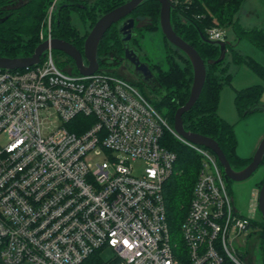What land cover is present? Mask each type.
<instances>
[{"label":"built area","instance_id":"1","mask_svg":"<svg viewBox=\"0 0 264 264\" xmlns=\"http://www.w3.org/2000/svg\"><path fill=\"white\" fill-rule=\"evenodd\" d=\"M65 1L49 4L40 42ZM166 130L202 155L182 245L167 220L176 154L161 143ZM250 218L217 156L178 135L132 81L63 70L52 48L36 65L0 69V264H82L104 249L106 264H248L235 240Z\"/></svg>","mask_w":264,"mask_h":264},{"label":"trees","instance_id":"2","mask_svg":"<svg viewBox=\"0 0 264 264\" xmlns=\"http://www.w3.org/2000/svg\"><path fill=\"white\" fill-rule=\"evenodd\" d=\"M12 1L0 0V56H30L40 43L39 32L42 20L52 0H21L22 3L19 6L10 5ZM126 1L66 0L56 14L53 36L67 40L83 51L87 35H82L73 23L72 12L76 13L81 21L91 22L94 25L101 15ZM244 2L245 0H179L172 9L174 29L178 35L197 49L204 60L216 59L220 55V46L211 41H204L200 35V32H203L208 38V31L214 27L230 29L236 41L248 40L264 55V27H246L238 18ZM160 8L158 1L145 0L132 13L136 19L137 35L132 39L131 45L138 47L139 32L161 29ZM141 20H144V24L138 26ZM163 38L167 47L166 65L162 62L152 63L143 58L149 62L161 88L149 90L155 95L154 99L145 95L173 126L176 110L189 99L193 67L184 53L173 46L164 35ZM116 50L122 52V42L117 24H114L100 42L98 48L100 63L105 54ZM55 54L59 67L70 65L74 73L78 72L70 56L59 50H55ZM228 54L231 55V60L226 57L220 63L207 65L206 80L201 95L196 104L183 114V122L187 130L216 139L231 165L239 169L246 166L252 158H243L237 153L238 140L234 124L218 113L220 93L222 88L232 81L233 73L230 69L232 63L249 66L264 79V62L241 51L237 45H229ZM58 57H64L65 60L59 61ZM103 67L105 66L101 63V68ZM111 72L120 75L116 71ZM138 83L146 86L140 81ZM263 92L264 82L236 90L234 102L240 118L249 116L248 111L251 108H257V111L262 110L260 106L263 105L261 102ZM161 143L176 154L172 172L164 184L167 220L172 238L175 240L180 234L181 225L192 201L194 186L202 166V155L168 130L162 136ZM261 165L264 166V158ZM250 226L258 237L260 264H264L263 218H250ZM179 244L182 245L180 242ZM98 253L99 251L94 252L82 264H106L105 259ZM243 255L244 253H241L242 257Z\"/></svg>","mask_w":264,"mask_h":264},{"label":"water","instance_id":"3","mask_svg":"<svg viewBox=\"0 0 264 264\" xmlns=\"http://www.w3.org/2000/svg\"><path fill=\"white\" fill-rule=\"evenodd\" d=\"M145 0H127L122 5L112 9L111 11L101 15L93 25L84 42V49L81 51L71 42L53 37L52 40H45L36 46L34 52L30 56L20 57H4L0 56V69L15 70L23 69L38 64L44 52L49 48L62 51L70 56L77 71L83 75H91L101 69V63L106 65V61H99L98 48L100 42L104 38L106 32L112 25L117 24L120 40L122 42V52L119 50L111 51L117 58L115 64L126 61L133 69V73L138 77L139 81L152 90L161 88V85L153 72L149 62L142 59L141 50L135 45H131L132 39L137 35L135 30L136 19L132 13ZM160 3V28L166 39L190 60L193 67V82L190 96L187 102L180 106L174 115V129L178 135L184 139L204 146L215 153L219 163L224 169L225 177L229 181H243L249 178L260 166L264 158V137L261 139L251 161L244 167L234 168L225 152L216 139L203 135L201 133L187 130L183 122V114L188 112L199 99L206 80L207 65L220 63L227 57L228 46L233 45L229 40H211L200 32L204 41H211L220 46V55L218 58H209L204 60L197 49L178 35L172 23L173 3L170 0H156ZM107 54L104 55V57ZM111 56V60H112ZM264 110V104L260 106ZM257 108L249 109L252 114ZM261 111V110H259ZM258 207L264 220V181L259 189Z\"/></svg>","mask_w":264,"mask_h":264},{"label":"rangeland","instance_id":"4","mask_svg":"<svg viewBox=\"0 0 264 264\" xmlns=\"http://www.w3.org/2000/svg\"><path fill=\"white\" fill-rule=\"evenodd\" d=\"M244 11L246 12V14H251L250 17L253 18V20L260 19L259 17H262V14L264 15V0H247L245 3ZM253 11H254V13L252 14L251 12H253ZM238 15H239V13H238ZM72 18H73L72 19L73 23L77 26L80 33L82 35H88V33L90 32V30L93 27L91 22L81 21L79 16L73 12H72ZM55 19H56V17H55ZM240 23L246 27H253V26H247V25L243 24L241 21H240ZM142 24H144V20H141L139 22L138 26H140ZM223 30L225 33H227V39L226 40H229L230 42H232L233 45H237V47L240 48L241 51H243L247 54H250L253 57H256V58H258L264 62V55L259 50H257L248 40L244 39L242 41L243 44H241V47H242L241 48L240 43L235 44L236 42H234L232 31L230 29H226V28H223ZM137 46L141 50L142 59L143 58L147 59L152 63L162 62V64L164 63V65H166L165 62H166V58H167V56H166L167 55V47L165 45L163 33H162L161 29L156 30V31H151V32H148V31L141 32V33L139 32ZM251 49H254V51H252ZM58 58H59V61L65 60L64 57H58ZM227 58H228V60L232 59L231 55H229V54L227 55ZM124 66L125 67H123V66L117 67V70H116L117 73H119L120 76L132 81L133 83H135L136 87L142 93H144V94L150 96L152 99H154L155 95L153 93H150L144 86L139 84L138 83L139 80L130 76L127 72L125 73V69H128L127 67H129L126 62L124 63ZM62 69L66 70L68 72H74L73 71L74 69L72 68V66L70 67V65H65V66H63ZM230 69L233 73V78H232L231 83L226 84L221 90L220 99L222 98V100H221L222 103H224L223 98H225L227 100V96L229 93L228 89H231L233 91V89L231 88L232 87L231 85H233L235 83L238 84L239 81H245V80H247L249 82H254V83H251V85L259 83V82H264V79H262L261 76H259L252 68H250L249 66H246L244 64L243 65H235L234 63H232ZM109 71H112V70L109 69ZM262 96H264V92H263ZM234 98H235V96H234ZM262 103H264V102H262ZM230 104H231V97H230ZM234 104H235V102H234ZM226 111H227L226 114L229 117V119H230V117H232V119H230V122L232 124H234V131H235L237 140H238V142L240 141L242 146L246 147V144H249L254 136L256 137V135H259L260 133L264 132V111L263 110H261L259 112L257 111L255 113H252L251 115H249L245 118L239 117L236 106L233 109V107L230 105V110L226 109ZM89 159L91 161L95 160L94 156H89ZM222 169H223V167H222ZM223 171H224V169H223ZM263 177H264V166L261 165L249 178H247L243 181H230V184H229V181L227 180L228 186L232 187L233 192L235 193V196L237 198L238 206L244 214L248 213V211H250V209H251L250 202L245 201L247 195L249 194L251 186H253L257 182H260ZM245 216H247V215H245ZM258 216L261 218L262 217L261 213H258ZM181 239H182V232L180 231V234H178V237L175 240L177 242L181 243V241H179ZM235 246L239 249L240 253H244L242 259L246 263L249 264V262H250V264L251 263L252 264H259L261 262V254H260V250H259L258 245H255L252 248V250H250V254L253 257V260L248 259V257L246 256L247 254H245V252L249 253V245L246 242V236L245 235H243L240 238H238L237 240H235ZM100 254L103 257V259L106 260L112 256V251L108 250V249H104L100 252Z\"/></svg>","mask_w":264,"mask_h":264},{"label":"crops","instance_id":"5","mask_svg":"<svg viewBox=\"0 0 264 264\" xmlns=\"http://www.w3.org/2000/svg\"><path fill=\"white\" fill-rule=\"evenodd\" d=\"M246 1L247 0H245V2L243 3V6L241 8V10L239 11L238 17H239L240 21L243 24L247 25V26H254L255 25V26L264 27V15L263 14H262V17H259L260 19H256V20H253V18L250 17L251 14H246V12L244 11ZM251 13L253 14L254 11L251 12ZM233 38H234V42H236L235 44L240 43V47H241V44H243V42H242L243 40L238 39L236 41L234 35H233ZM251 50L254 51V49H251ZM251 83H254V82H249V81L245 80V81H239L238 84L235 83V84L231 85L232 86L231 88L233 89V91L231 89H228L229 90V93H228V96H227V100L225 98H223L224 99V103H222V101H221L222 98H221L220 99V102H219L218 113H219V115L221 117H223L224 119H226V120H228L230 122V119H232V117H230V119H229V117L226 114V112H227L226 109H229L230 110V105L233 107V109L235 108L234 96L236 94V90L245 88L247 86H250ZM230 97H231V104H230ZM261 102H264V96H262ZM263 137H264V132L263 133H260L259 135H256V137L254 136L252 138L251 142L249 144H246V147L245 146H242L241 143H240V141H239L238 142V145H237V153H238V155L240 157H243V158H251V157H253V155H254V153H255V151H256V149H257V147H258V145H259V143H260V141H261V139ZM263 179H264V177L262 178V180L260 182H257L256 184H254L253 186H251V189L249 191V194L247 195V197L245 199L246 202H248V201L250 202L251 209L246 214H244L240 210V208L238 206L237 198L235 196V193L233 192L232 187L231 186L229 187L230 188V192H231V194L233 195V198H234L235 206H236L237 210L241 214L247 215V216H251V217H253L255 219H260V217L258 216V213H260L259 207H258V197H259L260 183L263 181ZM246 242L249 245V253L247 252L246 253L247 254L246 256L248 257V259L253 260V257L250 254V250H252V248L255 245H258V247H259V243H258V237H257V235L255 233V230L252 227L250 228L249 235L246 237Z\"/></svg>","mask_w":264,"mask_h":264},{"label":"flooded vegetation","instance_id":"6","mask_svg":"<svg viewBox=\"0 0 264 264\" xmlns=\"http://www.w3.org/2000/svg\"><path fill=\"white\" fill-rule=\"evenodd\" d=\"M21 0H13L11 3H10V5L12 4V5H16V6H19V5H21ZM111 56L113 57L112 58V60H111ZM117 57L115 56V55H113L112 54V52H109L105 57H104V59H105V61H106V65H104L105 67H103V69H106V70H112V71H116L117 70V67H119V66H123V67H125L124 66V63L126 62V61H123V62H120V63H118V64H115V59H116ZM127 63V65L129 66V67H127L128 69H125V73L127 72L130 76H132V77H134V78H136L137 80H139L138 79V77L137 76H135V74L133 73V69H132V66L128 63V62H126ZM126 65V64H125ZM117 72V71H116ZM139 82V81H138ZM148 91L150 90V88L149 87H147V86H144ZM150 92V91H149Z\"/></svg>","mask_w":264,"mask_h":264}]
</instances>
